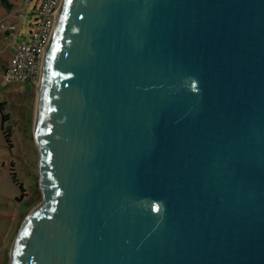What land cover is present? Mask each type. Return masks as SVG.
<instances>
[{"label":"water","instance_id":"1","mask_svg":"<svg viewBox=\"0 0 264 264\" xmlns=\"http://www.w3.org/2000/svg\"><path fill=\"white\" fill-rule=\"evenodd\" d=\"M11 264H264V0H64Z\"/></svg>","mask_w":264,"mask_h":264},{"label":"rangeland","instance_id":"2","mask_svg":"<svg viewBox=\"0 0 264 264\" xmlns=\"http://www.w3.org/2000/svg\"><path fill=\"white\" fill-rule=\"evenodd\" d=\"M10 1L24 14L17 42L28 40L34 3L26 7V0ZM1 10L0 16L7 10L0 0ZM11 54V49L0 54V264H11L14 245L27 218L44 202L36 140L39 83L5 80ZM3 115L8 118L3 120Z\"/></svg>","mask_w":264,"mask_h":264},{"label":"built area","instance_id":"3","mask_svg":"<svg viewBox=\"0 0 264 264\" xmlns=\"http://www.w3.org/2000/svg\"><path fill=\"white\" fill-rule=\"evenodd\" d=\"M34 3L33 20L28 40L17 42L24 21V14L15 7L0 16V54L11 49L5 80L40 83L48 49L64 0H26L25 6Z\"/></svg>","mask_w":264,"mask_h":264},{"label":"trees","instance_id":"4","mask_svg":"<svg viewBox=\"0 0 264 264\" xmlns=\"http://www.w3.org/2000/svg\"><path fill=\"white\" fill-rule=\"evenodd\" d=\"M1 2H2V4L4 5V7L6 9H11L12 7H14L13 2H11L10 0H1ZM7 118H8L7 115H3V120H6ZM6 135H7V138L10 139L9 138L10 137V132L9 131L7 132ZM13 176H14L15 181L18 182L14 174H13Z\"/></svg>","mask_w":264,"mask_h":264},{"label":"bare ground","instance_id":"5","mask_svg":"<svg viewBox=\"0 0 264 264\" xmlns=\"http://www.w3.org/2000/svg\"><path fill=\"white\" fill-rule=\"evenodd\" d=\"M40 95H41V89H40V94H39V102H40ZM38 110H39V103H38ZM38 122H39V116L37 115L36 127L38 125Z\"/></svg>","mask_w":264,"mask_h":264},{"label":"crops","instance_id":"6","mask_svg":"<svg viewBox=\"0 0 264 264\" xmlns=\"http://www.w3.org/2000/svg\"><path fill=\"white\" fill-rule=\"evenodd\" d=\"M5 11V10H4ZM0 13H2V10L0 11Z\"/></svg>","mask_w":264,"mask_h":264},{"label":"snow or ice","instance_id":"7","mask_svg":"<svg viewBox=\"0 0 264 264\" xmlns=\"http://www.w3.org/2000/svg\"><path fill=\"white\" fill-rule=\"evenodd\" d=\"M69 2H71V0H69Z\"/></svg>","mask_w":264,"mask_h":264}]
</instances>
